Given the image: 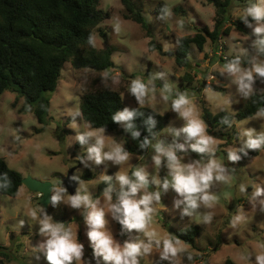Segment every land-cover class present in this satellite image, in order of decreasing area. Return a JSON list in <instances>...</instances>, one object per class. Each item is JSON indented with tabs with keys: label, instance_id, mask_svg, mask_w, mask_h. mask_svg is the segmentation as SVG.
Masks as SVG:
<instances>
[{
	"label": "rangeland",
	"instance_id": "1",
	"mask_svg": "<svg viewBox=\"0 0 264 264\" xmlns=\"http://www.w3.org/2000/svg\"><path fill=\"white\" fill-rule=\"evenodd\" d=\"M134 5L141 9L145 18L146 27L134 20L123 16L124 5L121 0H100L99 8L108 12L109 16L94 29L96 48L111 49V57L115 64L112 74L118 76L119 82L112 83L111 76L107 81L103 80L104 71L88 68L75 69L70 62H65L61 71V77L54 92L50 94L49 120L46 125L38 123L31 112H20L24 99L18 97L15 92L4 91L0 96V157L8 167L20 172L23 177L30 176L38 180H48L53 186H61V179L69 170L74 168L73 175L79 176L81 182L87 185L93 198L100 196V177L105 174H114L117 171L128 172L136 167L143 166L152 176H162L161 170L152 165V149L149 148L143 155L130 153L129 161L116 167H109L107 171L103 166L86 169L80 164V157L84 150L75 146L74 133L70 127L71 117L68 111L79 108V98L82 87L88 85L94 78L98 79L97 86L109 87L121 92L123 106H138L133 97L128 95V86L132 79L140 77L147 82L148 77L156 72L168 73V83L176 90L186 93L201 118L206 108L209 113L220 112L218 105H225L229 100L233 101L227 107V112L234 113L245 100L239 99L235 93V87L229 86L224 77L219 75L225 60L220 57H230L237 51H243L249 36V30L237 19L243 11L246 3L251 0H231L229 11L223 24V29L228 28V33H221L223 53H216L217 44L206 39L200 50L192 44L189 50L190 66H179L175 61L174 51L177 39L181 36L194 35L201 24H207L212 29L215 19V7L206 0H134ZM167 6L171 16L161 19L162 9ZM119 18L121 21V33L117 35L113 31L111 21ZM104 32V36L101 32ZM154 40L164 51L169 49L171 53H162L158 49H150V41ZM185 72L192 76V80H182ZM157 98L149 95V101L145 105L155 111L166 114L167 121L157 133L158 136L167 135V126L174 123L176 127L182 125V121L170 110V102L164 103L158 99V94L164 81L156 80ZM207 85V87H204ZM219 86L215 89L213 86ZM259 87H263L257 82ZM247 118L233 122V127H226L221 134L213 135L219 141L216 157L229 168H235L229 185L217 184L213 192L218 196L219 202L210 211L214 218L210 224L198 223L196 218H181L178 211L172 209V197L174 193L162 195L160 204L156 205L158 211L154 215L150 227L163 236H169V228L175 232L191 225H198L199 233L194 237L195 245L180 239L193 259L189 261L187 254L176 258V264H253L248 259L252 251H264V212L249 204L253 189L264 183V149L257 155L244 158L240 163L232 165L227 160L225 148L238 145V125ZM119 125V124H118ZM207 126V125H206ZM258 131L259 123L252 122ZM119 128H123L119 125ZM40 129V130H38ZM216 129V128H215ZM106 142L125 141L122 133L106 131ZM71 145V146H70ZM125 146V145H124ZM198 158L197 154H191ZM79 161V162H78ZM84 172H90L93 177L82 178ZM248 186L247 194L238 191L239 185ZM80 185H77V188ZM19 193V195H18ZM17 195L9 196L0 193V251L5 255L0 258L4 264H47L41 257L39 261L33 260V248L40 239L36 235L35 222L28 219V213L42 208L37 192H32L22 184ZM97 194V195H96ZM70 195L67 191L65 199ZM64 214L68 222H61L66 227H71L78 238L85 244L86 256L91 257V249L85 235V225L80 213L67 207L64 203ZM238 209H243L246 220L233 228L230 220ZM49 213V212H48ZM50 214V213H49ZM51 215V214H50ZM26 220L23 228L19 221ZM55 221V220H54ZM59 222V221H57ZM114 234L118 236L115 222L109 225ZM176 237V235H175ZM122 239V238H121ZM158 252L154 249L150 256L142 258L141 264H158ZM167 264V262H164Z\"/></svg>",
	"mask_w": 264,
	"mask_h": 264
},
{
	"label": "clouds",
	"instance_id": "2",
	"mask_svg": "<svg viewBox=\"0 0 264 264\" xmlns=\"http://www.w3.org/2000/svg\"><path fill=\"white\" fill-rule=\"evenodd\" d=\"M171 16L170 9H162L161 19ZM237 19L249 30L246 47L237 51L225 62L219 70L229 86L235 87L236 96L248 100L259 95L264 99V0H251L246 3ZM113 31L121 33V21L115 18L111 21ZM88 43L97 46L96 37L90 35ZM169 51V49H165ZM111 76L113 84L119 82L118 76L105 70L103 80ZM164 81L159 91L158 99L164 103L170 102L171 112L183 123L176 127L174 123L167 126V135L158 136L154 131L158 121L149 112L140 111L149 101V95L157 98L155 81ZM168 73L159 71L151 74L147 82L137 77L130 81L128 95L134 98L139 107L125 105L116 110L111 120L123 127L133 140H139V148H151V161L155 169L163 172L162 176H152L143 166L128 172L117 171L100 177L105 185L101 194L93 198L87 185L79 176L72 175L70 179L80 185L74 194L68 195L64 186H52L48 205L56 208L61 203L76 210L83 218L85 235L91 257L86 256L85 244L80 241L78 234L71 227L54 221L47 208L33 209L28 213V219L35 222L36 235L40 239L33 248V260L41 257L47 264H141L142 258L150 256L154 249L158 252L159 264H176V258L187 254L191 261L193 256L188 252L182 241L174 235L161 236L153 223L154 215L158 211L162 195L174 193L172 209L178 211L181 218H196L198 223L210 224L214 213L210 210L219 202L213 192L217 184L229 185L235 168H229L216 157L219 141L207 131L205 121L201 118L191 98L184 92L176 90L168 82ZM233 101L225 105H218L221 111H226ZM255 102V101H254ZM71 117L70 127L73 131L75 143L84 150L80 157V164L86 169L103 166L116 167L129 161L130 153L125 148L126 141L112 144L106 142V127L95 128L91 122L83 120V113L77 107L67 113ZM142 121L146 135L137 126ZM252 122H257L264 129V106L238 125V145L227 146V160L230 164L240 163L248 157L249 152L264 149V130L258 131ZM221 123L229 128L232 121L227 117L221 118ZM71 146V145H70ZM197 154L194 158L191 154ZM11 187V180L6 173L0 174V191H7ZM241 194H247L248 186L241 183L238 187ZM19 195V193H18ZM249 204L264 212V183L257 185L249 199ZM246 220L243 209H238L231 217L230 225L235 228ZM120 225L119 237L109 227L111 222ZM23 228L26 220L19 221ZM264 248V245H261ZM253 264H264V251H252L248 254Z\"/></svg>",
	"mask_w": 264,
	"mask_h": 264
},
{
	"label": "trees",
	"instance_id": "3",
	"mask_svg": "<svg viewBox=\"0 0 264 264\" xmlns=\"http://www.w3.org/2000/svg\"><path fill=\"white\" fill-rule=\"evenodd\" d=\"M121 1L124 5L123 16L145 28V18L141 9L134 5V0ZM206 1L215 7L213 28L201 24L194 35L181 36L177 39L174 55L179 66L186 68L190 66L188 54L192 44L200 50L206 39L218 45L221 33H228V28L223 29V24L231 0ZM99 2L100 0H0V96L6 90L15 92L18 97L24 99L19 111H31L38 123L43 126L50 118V94L57 87L65 62H70L75 69L88 68L112 72L115 64L111 57V49L93 48L88 43V38L93 35L94 29L109 16L108 12L98 7ZM99 31L103 36L105 35L103 31ZM149 47L158 49L162 53H171L164 51L154 40L150 41ZM225 57L220 59L225 60ZM98 79L94 78L88 85L82 87L79 109L83 113V120L91 122L95 128L106 127V131L122 133L126 141V150L143 155L148 149L141 150L140 141L133 140L129 133L111 120L112 114L123 107L121 92L109 87L97 86ZM185 79L192 80L191 74L185 72L182 80ZM213 87L219 88L216 85ZM261 106H264V99L256 95L245 100L234 113L220 111L211 114L204 108L203 120L207 125V131L218 135L228 127L221 123L222 117L227 116L233 123L250 117ZM139 110L145 114L152 112L156 116L158 121L154 129L156 133L167 121L166 114H161L150 107L144 106ZM137 126L142 131V139L143 135L147 134L142 121L138 120ZM233 131L237 134L236 130ZM78 145L75 143V146ZM257 154L258 151L249 152L248 156ZM4 173L10 178L11 187L6 192L0 191V193L17 195L23 176L8 167L5 160L0 157V174ZM81 177L92 178L93 174L84 172ZM104 186L103 183L99 185V191ZM47 211L55 221L68 222L63 206L59 205L56 208L48 206ZM115 224L119 233L120 225L117 222ZM198 233L199 227L194 224L177 230L176 237L195 245L193 239ZM1 255H5L4 252L0 251ZM0 264H4L1 258Z\"/></svg>",
	"mask_w": 264,
	"mask_h": 264
},
{
	"label": "water",
	"instance_id": "4",
	"mask_svg": "<svg viewBox=\"0 0 264 264\" xmlns=\"http://www.w3.org/2000/svg\"><path fill=\"white\" fill-rule=\"evenodd\" d=\"M73 170L74 168L69 170L67 174L61 179V186L66 187L70 195L74 194L78 185L70 179V177L73 175ZM21 183L24 184L28 188V190L39 193V202L44 208H47L48 210V200L50 197L49 190L52 187V183L48 180H38L30 176L23 177L21 179ZM169 231L170 235H176V232L173 229L169 228Z\"/></svg>",
	"mask_w": 264,
	"mask_h": 264
},
{
	"label": "built area",
	"instance_id": "5",
	"mask_svg": "<svg viewBox=\"0 0 264 264\" xmlns=\"http://www.w3.org/2000/svg\"><path fill=\"white\" fill-rule=\"evenodd\" d=\"M221 40L220 41H218V47H217V49H216V53L218 54V50H219V54H222L223 53V47H221ZM225 57V56H224ZM37 195H40L39 193H37Z\"/></svg>",
	"mask_w": 264,
	"mask_h": 264
}]
</instances>
